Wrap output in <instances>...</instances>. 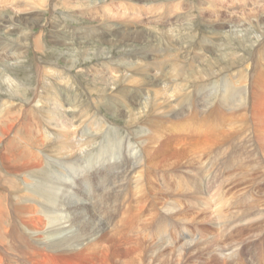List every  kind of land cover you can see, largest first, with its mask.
I'll return each mask as SVG.
<instances>
[{"label": "bare ground", "instance_id": "obj_1", "mask_svg": "<svg viewBox=\"0 0 264 264\" xmlns=\"http://www.w3.org/2000/svg\"><path fill=\"white\" fill-rule=\"evenodd\" d=\"M14 1L16 2L17 0ZM23 2H25V0H23ZM20 3L22 2L20 1L18 4ZM34 4L36 5V3ZM3 8L0 9L3 10ZM205 11L206 10H204V12ZM138 15H141V12L138 13ZM245 15H242L241 16L242 18L239 21H237V27H235L236 29L231 30L229 32L231 34V38L233 42H235V45H237V47L239 46V48L235 47L236 50L240 49V47L242 48V45L244 44L246 39L247 40L250 39L247 33L250 27L254 26L257 27L259 30L262 29V31H260L262 33L264 31V16L261 20L260 19L257 20V18L255 17L256 21H253L254 25L251 26L252 21H248ZM235 19L232 20L235 21ZM244 21H247L246 22L248 25V28L246 27L247 29L243 28L245 24ZM219 28L220 30H223L224 29L223 24H221ZM0 29L2 28L0 27ZM189 30L193 31V29H189ZM27 32L29 33V31ZM186 32H188V34L186 35L184 34L182 36L183 39L181 40L179 38H176L171 31H169L168 33L166 32L167 36H164L163 34L162 35L159 34L160 38H157V34L154 37L152 35L149 36L148 34L145 33H144L145 35H141V34L139 35L137 32H134V35L130 36L132 32H128V31L126 32V30L123 29L116 31V34L119 35L122 39H125L126 42L129 41L130 42L138 41V43L144 41L147 42V46L144 45L145 48L121 53L122 55L119 57V60L118 59L117 60L125 62L127 68L126 67L123 68L126 69L127 73H125L123 77L119 79L117 73L121 72L123 68L120 67L116 69L109 68V72H108L110 73V75H108L109 77H111L112 75H113L112 77H114V79H111V81L115 82L121 80L120 83L121 86H119L118 91L115 90L113 87L108 89L106 88L107 93L105 95L104 94L100 95L101 97L100 101L103 103L102 107H104L106 114L109 113L111 116L118 117V115L123 111L120 110L121 112H118L117 109H125L127 111H129V109H132L129 113L127 112L126 113L128 114L129 121L133 122V124L136 123V125L138 126L136 127V129H134L138 131V132L136 131L137 133L135 132L137 134V140H135L134 142H132V136H131L134 130L128 131V129L126 128L127 133L125 132L126 133L125 136L118 139L116 134L114 133L115 129L113 127H110L111 124L108 123L106 117L103 118V116L101 117L96 113H91L89 110L90 106L87 108V104L86 107L81 106L80 103L82 102V96H83V95L81 96V93L83 92L82 90L83 88H81V86L76 83H71L67 87L63 86L64 87L63 89H66L67 91V95L64 96L66 97L64 101L60 99L61 93L58 91V88L61 86L53 82L55 85V90L49 93L50 96V97L48 96L49 98L44 99L46 96L45 95L46 91H45V92H40V94L43 96L39 94L38 98L32 97L30 101L25 100L24 101L25 103L23 102L24 106H26L27 108L25 111H23L20 108L21 112L25 113V112L35 111L36 114H38V116H42V114H44L43 111L46 103L47 105L51 106V110H52L51 112L53 116L56 117L54 126L58 130V133L56 134L55 131H51V129L48 130V128L45 129L43 128L44 130L42 131V133L38 134V136L35 137L34 139L27 140L25 142L26 144L22 143L24 141L22 142L18 141L16 142V145H14L15 140L11 137V135L14 126L16 125L15 121L17 119H14L13 117L12 118L10 117V119L1 118V116L5 114L8 108L11 107L13 108V104H10L5 101L3 103L2 102L0 103V188L2 189L1 191L4 192V194L2 193L4 196L0 194L2 195V197L0 196V264H22V262L24 264H149V258L153 259L158 256V252L160 250L152 249L155 247L150 246L152 243L151 244L149 243L158 241L156 242L158 244L160 243V240L162 241L163 239L161 238L162 235L160 234L161 226L156 225V228H158L157 231L155 230V227L152 224L154 222V219L160 217L159 213L157 212L159 207L158 200L165 194L164 186L165 185L167 186V183H165L164 182L165 180L163 179H162L163 182L158 178L153 179V174H151L150 170L161 169L165 171V169L167 170V168H169L168 170L171 171L173 169L174 164L181 162L188 155H192V159L193 157L199 158V157L207 156L211 153V148L216 147L220 143L219 138H217L214 134L213 127L210 124H208L209 123L208 119L210 118V115L211 117L213 116L214 111L211 110L208 116L207 115L204 116V113H202V115H200V113L199 114L196 113L197 116L200 115L201 117L199 118V120H197L196 125L194 123H191L189 120L186 121L185 123H182V120L187 116H182V113H180L181 108L184 109L186 106L188 108H191L192 107L190 105L191 99H193V102L194 101L197 102L194 97H196V95L200 92L199 89L202 90L204 87L200 85V83L203 81V78L201 79L200 77L196 80V77H198L197 75L196 77L191 78L190 80L189 79L185 80L186 75L188 77L194 75L192 74V72H190L189 70L190 68L187 66V63L179 61L180 59H178V57L186 59V57L189 58V55L192 54L193 52L196 55V53L199 52L204 47L203 44L210 43L208 36L203 35L200 36L201 39L199 40V42H196L195 44H191L189 41L187 42V40L193 41L195 39L194 38L195 34L191 33V31L188 30H186ZM135 33L137 34L135 35ZM169 34H171V36H168ZM255 39H257V36ZM220 42L224 43V40H222L221 38ZM163 43H165V45ZM120 44L123 45L122 43ZM129 44L131 43H128V46ZM197 46H201L200 48L198 47L199 51H197L198 49ZM222 46L224 47V45ZM252 46H254V44ZM255 46H256L255 50L258 53H260L259 55L261 56L260 51L262 48L261 47L262 44H260V46L258 45ZM3 50L4 49H2V52ZM9 51L11 52V55L5 56V59L11 61L18 60L19 57H21L20 55L26 53V51L23 50H22L23 52L16 50L14 51L12 49ZM241 51L240 53H243ZM136 57H139L140 63L137 62L135 63ZM50 67H52V65H50L49 68ZM10 68L12 69V67ZM40 68H41L40 64L39 65L36 64L35 69L39 72L38 73V75L40 74L39 76H41L42 73L40 72L41 70ZM238 69L239 70L236 72V77L239 84H236L238 83L237 81L232 80L234 78V76H232L233 74H227L226 76L223 75V77L216 76L215 79L217 81H213V80L207 81L208 82L207 87L210 86L212 90H215L221 84L220 87L222 91L220 94V99L218 98L219 100L217 103V108L215 109L217 113L215 112L216 114L214 113L215 114L214 116H216V118L219 120H223L222 122L224 123L227 121L226 122L227 127L230 128L228 132H224L222 134L221 138L223 141L225 139L227 140L228 138L234 139V136L238 132L236 129H234V127H236L237 125H239V128L242 130L244 129L243 126L244 127L249 126L250 119L254 122V124L252 125V129L253 131L255 129L256 132V135H254V137L256 138L254 143L257 144V147L253 145L254 143L252 144L254 147H251L249 151L252 154L251 156L248 157L255 158V159H251L250 161L258 163L257 161H255L256 159L258 158L259 160L264 159V128L260 130L257 128L258 123L259 125L264 124V73L260 70V67H257L255 61L252 62L251 66L250 64H246V66L244 67L240 65L238 66ZM88 72L86 73L88 74ZM44 73H42V76L50 80L52 79L56 80L57 76L62 75V74L59 75L58 72L52 71V69L51 71L46 72L48 74H44ZM194 73H196V71H194ZM212 77L214 78V76ZM5 78L6 77H4V79ZM8 80L9 79L6 78L5 79L6 82L4 83L5 84L7 83L5 86L9 88L11 84L8 85L9 83ZM56 81H58V79ZM177 82L184 84L181 85L178 84ZM47 84L49 85V83ZM20 86L21 85L19 84L17 85V83L15 82V85L13 87L14 89L12 91L14 96L12 95V98L9 99L11 102L14 101L16 97H18L17 95L20 94L21 97V93H19V88H21ZM131 90H133L132 93ZM212 90L203 95V99L205 100L201 99L200 100L201 104L198 103L200 102L198 99L197 104H199V107L202 106L207 108L206 104H208V102L213 99L211 95ZM71 92H74L76 96L74 95L72 96ZM42 99L47 100V102L43 101ZM123 102L126 103L125 107L124 106L122 107L120 105ZM160 104H162V107L160 106ZM162 108L165 110V113L164 114H161L160 112L158 113L159 110H162L164 112ZM196 112L198 111L196 110ZM90 113L91 115L88 117L89 119H91V121H93L92 124L97 126L96 130H98L99 127L105 125L106 132L104 131L105 133L102 136L103 139L101 140L99 138L100 134L95 136H89L87 139H84L83 137L85 136L79 134L80 131H77L79 125L77 126L76 122L75 123L77 127L76 126H74L75 128L73 127L74 120L77 118V116H87ZM59 115L60 116L62 115L64 117L62 119H60L61 117H59L58 119ZM228 116L230 118H228ZM158 118H160V120H157ZM171 120L176 121V123H170ZM214 122L217 121L214 120ZM65 123L67 124V127L69 126L70 128L73 127L75 129L74 132H72V134L74 133L79 135L77 136L78 139L75 137V140H73L66 137L67 133L64 134L63 131L68 129L69 127L68 128L63 127ZM29 124L31 125V123ZM190 124H194L195 126ZM17 126L19 128L21 124L18 123ZM127 127H129L128 124ZM62 128H64V130H62ZM239 128L237 127V129ZM81 129L82 128H80V130ZM246 130L247 129H245L244 131ZM11 139L13 140L11 141ZM163 142L165 144H163L162 146L161 143ZM243 143L245 144V142ZM36 146H38L39 149H37ZM164 146H167L169 148L166 149ZM163 148L165 149L163 150ZM167 152H169L170 155L169 157L166 158ZM164 157H165V161L164 159H162ZM211 163H213V161L211 162L210 159L208 162H206V165L209 166L207 167L206 172H208L209 168L211 167ZM55 164L57 165V167H55ZM161 165L163 168H161ZM233 166L234 165L232 164V167ZM93 168L96 171V175L92 178H87L86 175L88 171L92 170ZM198 169L200 171L198 170V173L196 172L198 175V176L196 175V177H199L200 181L202 180L204 181L205 169L204 168L203 170L202 168H198ZM201 172H203L202 177L199 176ZM99 173L107 174L109 175V178L105 179L104 181H101L100 177L102 175L100 177L97 176V174ZM116 174H119L117 179H115ZM207 178L208 175H206L205 179ZM76 180L77 182H75ZM157 181H159L160 185H152ZM175 184L176 187L178 188L173 187L175 189L171 192L172 194L176 192L178 193L179 191L178 189H180L179 187L180 185L178 183ZM193 184L195 185V183ZM198 185L194 186V191L201 192L202 186L201 184L200 186ZM162 186L163 188H161ZM99 188L101 190V194L99 195L98 199H95L94 195ZM258 198L261 197L259 196ZM149 199H151L152 205L151 206L148 205L149 208L145 212L146 213L145 217L142 218V215H140V213L145 208V204ZM164 200L167 201V198ZM263 202L261 201L260 203ZM171 204L172 203L170 202L166 206L169 207V205ZM86 205L92 206L91 209L93 210L92 212L94 216L93 215L90 216L87 213V210L89 209H87ZM173 205L176 206L175 203ZM210 205L213 206V204ZM174 206H172V208H174ZM204 206L206 205L204 204ZM182 208H184L183 205ZM220 208L221 207L216 208L217 213H220L222 211L220 210ZM245 208H247V206ZM260 209L262 211L264 210V208H259V210ZM165 212L168 214L169 213L172 214V212H176V210H169L167 208L165 209ZM252 212L254 213V211ZM231 213H232L231 215L232 217L234 212L232 211ZM98 217H100L99 218L100 220L104 217L103 223L104 226L105 224L106 226L104 228L103 227L101 228L102 235L93 239V237L97 233L95 228L97 227L96 220H98ZM218 220L220 222H223L224 224L226 218L220 217L218 218ZM157 221L158 220H156V222ZM261 221H259L260 223L259 222L258 223L261 224ZM253 223L255 224V222ZM132 225L135 226L132 227ZM107 227L109 229L108 232L105 233V229H107ZM152 230L154 232L157 231V234L154 235V232ZM229 231L231 230L229 229ZM203 234H205V232ZM228 235L230 236V234ZM232 239L234 238H231L230 240ZM190 240L193 241L195 239H189L184 241L185 244L184 248L186 251L190 249L189 246L192 243V241ZM226 240H228V238ZM109 241L111 243H109ZM197 241L195 240L194 243H196ZM233 242L234 241H232V243ZM224 243L227 244V242ZM229 244L230 243H228V245ZM206 246L207 245H205V247ZM219 247H223V246H219ZM233 247H227L226 249H224L223 255L221 251L220 254L222 255V257H226L232 260L231 254L234 251ZM217 250L219 251L217 246L213 244L211 255L217 257L219 255L218 253H216ZM181 251L180 253L174 254V258L176 260L181 259L182 256ZM167 261L172 262L173 260L161 259L160 257V262L159 263H157L156 261L155 262L157 264H161L162 262L166 263Z\"/></svg>", "mask_w": 264, "mask_h": 264}, {"label": "rangeland", "instance_id": "obj_2", "mask_svg": "<svg viewBox=\"0 0 264 264\" xmlns=\"http://www.w3.org/2000/svg\"><path fill=\"white\" fill-rule=\"evenodd\" d=\"M18 1L19 2L21 1L23 4L22 3L18 4L19 3ZM38 1L39 0H25V2H23V0H17L15 2L14 0H5V1L0 0V8L4 7L3 10L0 9V20H1L0 21V27L2 28V29H0V47H1L0 48V57H1L0 58V103L1 102L3 103L5 101V102H8L10 104H13V108L12 107L8 108V110L5 112L4 115L1 116V118H3V119L9 118L10 119V117L11 118L13 117L14 119H17L15 121L16 125L14 126V129H13V132L11 135V137L15 140L14 145H16V142H18V141H20V142L24 141L22 143L26 144L25 142L27 140L34 139L35 137L38 136V134L42 133V131L45 128H48V130L51 129V131H55L56 134L58 133L57 128L54 126L56 117L53 116V114L51 112L52 111L51 106L47 105V103L44 106V111H43L44 114H42V116H38V114H36L35 111H30V112H25V113L21 112V109L23 111H25L27 108L26 106H24L23 102L25 100L30 101V99L32 97L38 98L40 92L46 91V93H45L46 96L44 99L49 98L50 97L49 93L53 92L55 90L54 83H57L59 86H61L58 88V91L61 93L60 99L63 101L66 99V97H64V96L67 95L66 89H63V88L65 86L67 87L71 83L79 84L81 86V88H83L82 89L83 92L81 93V96L83 95L82 96V102L80 101L81 106L86 107V104H87V108L90 106L89 110L91 113H96L101 117L103 116V118L106 117V119L108 120V123L111 124L110 127H113L115 129L114 133L116 134L118 139L125 136V134L127 133L126 132L127 129H128V131H130V130L133 131L134 129H136V127H138L136 125V123L133 124V122L129 121V119H128L127 113H129L132 109H129V111H127L125 109H117L118 112H121L120 110H122L123 112H121L119 114L120 116L118 115V117L117 116L114 117V116H111L109 113L106 114L104 107H102L103 103L100 101V98H101L100 95H102V94L105 95L107 93L108 88L113 87L115 90L118 91L119 86H121L120 85L121 80L113 82V81H111V79H114V77H112L113 75L111 77L108 76V75H110V73H108L109 68H115L116 69L119 67L120 68L126 67V64L124 61H118L119 57L122 55L121 53L132 51V50L134 51L137 49L139 50V49L145 48V46H147V42H145V41L139 42V43H138V41L126 42L125 39H122L119 35L116 34V31L121 30V29L126 30V32L127 31L132 32V34H130V36L134 35V32H137L139 35L140 34L141 35L148 34L149 36L152 35L154 37L157 34V38H160L159 34H161V35L163 34L164 36H167L166 32L168 33L169 31H171L176 38H179L181 40L183 39L182 36L184 34L185 35L188 34V32H186V30H188V31H191V33L195 34V37H194L195 41L191 40L192 41L191 42L190 40H187V42L189 41L191 44H195L196 42H199V40L201 39L200 36H203V35L208 36L210 43L203 44L204 47L200 51H199V48L201 46H197V48L199 47L197 49V51H199V52H197L196 55L193 52L192 54L189 55V58L186 57V59H185V58L178 57V59H180L179 61L187 63V66L190 68L189 69L190 72H192V74L194 75V76H189V77L186 75L185 80H188V79L190 80L191 78L196 77V75L198 76V77H196V80L200 77H201V79L203 78V81L200 83V85H202L206 89H204V88L202 90L199 89L200 92L196 95V97H194L197 102H198V99H199V101L201 99H203L204 94H206L212 90V88L210 86L207 87V85H208L207 81H209V80L217 81L215 79L216 76L223 77V75L226 76L227 74H233L232 76H234V78L232 80L237 81L236 72L239 70L238 66H240V65H242L244 67V66H246V64H250V66H251L252 62L255 61L257 67H260V70L264 73V68H263L264 67V45H263L264 44V40H263L264 39V35H263L264 31L262 33V32H260V31H262V29L259 30L257 27L253 26L254 25L253 21H256L255 17L257 18V20H259V19L261 20L264 16V0H89V1L88 0L87 1L86 0H83V1L82 0H46V1L40 0L39 3H38ZM84 2H85V4H84ZM34 3H36V5ZM87 4H89V5H87ZM37 5H38V7H37ZM75 6H77V7H75ZM21 9H22V12H21ZM17 10H18V12H17ZM204 10H206V11L204 12ZM13 11L15 12L16 15L14 14ZM79 12H81V13H79ZM140 12H141V15H138V13H140ZM135 13H137V14H135ZM66 14H68V15H66ZM41 15H42V17H41ZM242 15H245V17H247L248 21H252L251 26H253V27L249 28V30H248L249 32L247 31L250 39L249 40L246 39V41H245L246 43L244 42V44L242 45V48L240 47V49L236 50L235 47H237V45H235V42H233V40L231 38V34L229 32L231 30L236 29L235 27H237V21H239L242 18L241 17ZM168 16L169 17L171 16V17L169 18ZM235 18L236 19L239 18V19L236 20ZM232 19H235V21H233ZM244 22H245V24H244L243 28L247 29L248 28V25L246 23L247 21H244ZM221 24H223V28L225 30L224 29L220 30L219 27ZM189 29H193V31L189 30ZM27 31H29V33ZM137 33H135V35ZM168 36H171V34H169ZM256 36H257L258 40L255 39ZM124 37H126V36H124ZM221 38H222V40H224V43L220 42ZM215 40H216V42H215ZM38 41H39V44H38ZM30 42H32V43H30ZM113 42H114V44H113ZM120 43H122L123 45H121ZM128 43H131V44H129V46H128ZM163 44L165 45V43H163ZM253 44H254V46H252ZM260 44H262V46H261L262 48L260 51L261 56L259 55L260 53H258L255 50V48H256L255 45L260 46ZM222 45H224V47ZM39 47H40V49H39ZM237 48H239V46ZM2 49H4L3 52H2ZM11 49L14 51L16 50V51H20V52L26 51V53L20 55L21 57H19V59H18L19 62H18V60H12V61L6 60L5 56L11 55V52L9 51ZM37 50H38V52H37ZM240 51L243 53H240ZM82 52L84 53V55ZM105 53H106V55H105ZM113 54H115V55H113ZM63 57H64V59H63ZM190 58H193V59H190ZM183 59H185V60H183ZM135 60H136L135 63L136 62L140 63L139 57H136ZM261 61H262V63H261ZM36 64H38V65L40 64V66H41L40 72L44 73V71H45L44 74H48L46 72L51 71V69H52V71L58 72L59 75L60 74H62V75L57 76L56 80L58 79V81H56L55 79L54 80L53 79L52 80L47 79L44 76H42V73H41V76H39L40 75V74L38 75L39 72L35 69ZM90 64H91V66H90ZM48 65L49 66L52 65V67L49 68ZM113 65H114V67H113ZM10 67H12V69ZM228 67H230V68H228ZM65 68H66V70H65ZM59 70H60V72H59ZM87 70L91 71V72H88ZM194 71H196V73H194ZM86 72H88V74ZM125 73H127V71L125 68H123L121 70V72L117 73L118 78L121 79V77H123V75ZM95 74H97V75H95ZM9 76H10V78H9ZM212 76H214V78ZM4 77L9 79L8 85L11 84V86H9V88L7 86H5L7 83L6 84L4 83V82H6L5 81L6 78L4 79ZM41 78H42V80H41ZM63 79H65V80H63ZM45 81H46V83H45ZM15 82L17 83V85L18 84L21 85L20 86L21 88H19V93H21V97L19 94V95H17L18 97H16V99L11 102L9 99L12 98V95H13L12 91L14 89L13 87L15 85ZM64 82H66V83H64ZM47 83H49L50 86ZM177 83L181 84V85L184 84V83H179V82H177ZM236 84H239V82ZM218 85H219V83H218ZM220 85L215 90H212L211 95H212L213 99L211 98L212 100L209 101L208 104H206L207 108L202 107V106L199 107V104H201V101L198 102L199 104H197V102H195V101L193 102V99H191V101H190L191 102L190 105L192 106L191 108H188L187 106L184 109L181 108L180 113H182V116H187L186 118H184L182 120V123H185L186 121L189 120L191 123H194L196 125L197 120H199V118H201L200 115H202V113H204V116L205 115L208 116V114L210 113L211 110L214 111V113H215L216 112L215 109L217 108V103H218V100L220 99V94L222 91ZM35 88H36V90H35ZM103 91H104V93H103ZM132 91L133 90H131V93H132ZM71 93H72V96L73 95L76 96L74 92H71ZM41 96H43V95H41ZM203 100H205V99H203ZM43 101L47 102V100H43ZM120 105L122 107L123 106L125 107L126 103L123 102ZM160 106L162 107V104H160ZM92 108H93V110H92ZM213 108H214V110H213ZM196 110L198 112H196ZM63 111H65V110H63ZM159 112L161 114H164L165 110H164V112L162 110H159L158 113ZM223 112H224V110H223ZM91 113L87 116H77V118L74 120L73 127L76 126V123H77V126L79 125V128H78L79 130L77 129V131H80L79 134L85 136V137H83L84 139H87L89 136H95V135L100 134L99 138L101 140V139H103L102 136L106 132L105 125L102 127H99L98 130H96L97 126L93 125L92 124L93 121H91V119H89V117H88L91 115ZM196 113H198V114L200 113V115H198L199 117L197 116ZM214 113H213L212 117L210 115V118L208 119V121H209L208 124H210L213 127L214 134L217 138H219L220 143L216 147L211 148V153H210L211 155L210 154L207 155L208 157L207 156L199 157V158L193 157V159H192V155H188L187 157H185L181 161L182 163L179 162L177 164H174L173 169L171 171L168 170L169 168H167V170L165 169V171H163L161 169H159V170L158 169H154V170L149 169L151 174H153V179L158 178L162 182H163V180H165L164 182L167 183V186L166 185H165L166 187L164 186L165 194L162 196L163 198L161 197L158 200V203H159L158 206L159 207H158L157 212L159 213L160 217L154 219V222L152 224L155 227V230L158 229V228H156V225L161 226V233L160 234L162 235L161 238H163V239H162V241L160 240V243H158V244L156 243L158 241L149 243V244L152 243L150 246L155 247L152 249H154V250L159 249L160 250L158 252V256L156 258H153V259L149 258V264L159 263L160 257H161V259L173 260L172 261L173 263L167 261L166 263L162 262L161 264H169V263L170 264H191V263L192 264H195V263L196 264H214V263L215 264H227V263L228 264H245L243 262L242 258H244V260L247 259L249 264H264V230H263L264 229V224H263L264 223V220H263L264 219V217H263L264 216V210L263 211L261 209L259 210V208H264V206H263L264 205V202H263L264 201V196H263L264 195V179H263L264 178L263 177L264 176V167H263L264 159L259 160V158H258L255 160L258 163H255V162L250 161L251 159H255V158L248 157V156H251V154H252L251 152H249L250 148L254 147V146L257 147V144L254 143L256 140V138L254 137V135H256V132H255V129H254V131L252 129V125L254 124V122L250 119L249 126L248 127L243 126L244 129H242V130L239 128V125H237L236 127H234V129H236L238 131V132L236 131L237 133L234 136V139L228 138L227 139L228 141L226 139L223 141L221 138L222 134L224 132H228V130L230 128L227 127V123H226L227 121L224 123V122H222L223 120L217 119L216 116H214L217 112L215 114ZM23 117H25V118H23ZM59 117H61L60 119H62L64 116L59 115L58 119H59ZM228 118H230V117L228 116ZM84 119H86V120H84ZM157 120H160V118H158ZM214 120L217 122H214ZM139 121H141V120H139ZM48 122H50V123H48ZM18 123L21 124V126L19 128L17 126ZM29 123H31V125ZM114 123H115V125H114ZM170 123H176V121L171 120ZM179 123H181V122H179ZM127 124L129 125V127H127ZM194 124H190V125H194ZM130 126H132L133 128ZM260 126H261V128H260ZM63 127L68 128L69 126L67 127V124L65 123V125ZM73 127L72 128L69 127L66 130H64V128H62V130H64L63 131L64 134L67 133L66 137L75 140V137L78 139L77 136H79V135L74 134V133L72 134V132H74V130H75L74 129L75 127L74 128ZM237 127L239 129H237ZM80 128H82L81 129L82 131L80 130ZM257 128L259 130L264 128V124L259 125V123H258ZM54 129H56V130H54ZM72 129H73V131H72ZM245 129H247V130L244 131ZM136 131L137 130H134V132H132V135H131L132 136V142L137 140V134L136 133L138 131L137 132ZM133 135H135V136H133ZM13 139H11V141ZM243 139H245V140H243ZM243 142H245L246 145ZM161 144L163 146V144H165V143L163 142ZM132 146H134V145H132ZM227 146H230V147H227ZM24 147H25V145H24ZM36 147H37V149H39L38 146H36ZM164 147L166 149L169 148L167 146H164ZM165 148H163V150ZM226 149H227V151H226ZM228 150H229V152H228ZM258 150H259V148H258ZM220 152H221V155H220ZM169 155H170V153L167 152L166 158L169 157ZM225 155H227L228 157ZM214 156H215V158H214ZM211 157H212V159H211ZM208 158L210 159L211 162L213 161V163H211L212 168L210 167L208 172H206L207 167H209L206 165V162L209 161ZM162 159H164V161H165V157ZM214 159H216V160H214ZM219 159H221V160H219ZM224 160H225V162H224ZM239 160H241V161H239ZM196 161H198L199 163ZM232 164L234 165L233 167H232ZM55 167H57L56 164H55ZM161 168H163L162 165H161ZM190 168H191V170H190ZM198 168H202V170H203V168L205 169L204 181L203 180L200 181L199 177H196L198 170H199ZM193 173H195V174H193ZM95 175H96V171L93 168L92 170L88 171L86 177L92 178ZM118 175L119 174L115 175V179H117ZM206 175H208L207 179H205ZM97 176L98 177L101 176L100 177L101 181H104L105 179L109 178V175L103 174V173H101V174L99 173V174H97ZM199 176L202 177L203 172H201ZM185 179H186V181H185ZM249 180H251V181H249ZM254 180H256V181H254ZM257 180H258V182H257ZM75 182H77V180ZM175 183H178L180 185L179 186L180 189H178L179 190L178 193L176 192L177 195H176V193H174V194L171 193L175 188H178V187H176ZM193 183H195V185ZM199 183L202 186L201 192L200 191L196 192V191H194V186H197ZM200 184L198 186H200ZM245 184H247V185H245ZM152 185H160V184H159V181H157V182L153 183ZM224 185H226V186H224ZM173 187H175V188H173ZM161 188H163V186ZM1 190L2 189L0 188V194H2V193L4 194V192ZM205 192H206V194H205ZM259 193H262V194H259ZM100 194H101V190L99 188L94 195L95 199H98ZM2 195H0V196L2 197ZM259 196L261 198H258ZM166 198H167V201H170L172 203L171 205H169V207L166 206L168 203H170V202H167L166 200H164ZM220 200H221V203H220ZM159 201L161 202V205H160ZM216 201H217V203H216ZM261 201L263 203H260ZM174 203L176 206L173 205ZM204 204L206 206H204ZM210 204H213V206H211ZM148 205L149 206L152 205L151 199H149L147 201V203L145 204V208L140 213V215H142V218L145 217V214H146L145 212L149 208ZM182 205L184 208H182ZM172 206H174V208H172ZM246 206H247V208H245ZM86 207H87V209L90 210V211L87 210V213L90 216L93 215V212H92L93 210L91 209L92 206L86 205ZM180 207H181V210H180ZM219 207H221L220 210H222V211L220 213H217L216 208H219ZM229 207H230V209H229ZM156 208H157V206H156ZM167 208L169 210H176V212H172V214L171 213L168 214L165 212V209H167ZM159 209L162 211V214H161V211ZM186 209H188V210H186ZM234 210H236V211H234ZM232 211L235 214L233 213V216L231 217ZM252 211H254V213ZM195 212H196V214H195ZM239 212H240V214H239ZM201 213H203V214H201ZM247 214H249V215H247ZM258 215H260V216H258ZM203 216H204V218H203ZM201 217L203 220L201 219ZM220 217H225L226 218L225 221L228 223V225L225 221H224V224H223V222H220L218 220V218H220ZM99 218L100 217H98V220H96V222H97L96 226L97 227L95 228V230L98 234L96 233V235L93 237V239L102 235L101 228L102 227L104 228L106 226V224L104 226V223H103L104 217L101 220ZM205 218L207 219V221ZM231 218H233V219H231ZM254 218H256V219H254ZM258 218H260V219H258ZM243 219H245V220H243ZM156 220H158V221L156 222ZM235 220L236 221L239 220V221L236 222ZM253 220H256V221H253ZM257 220H259V221L262 220L261 224H263V225L259 224L260 222ZM253 222H255V224ZM237 225H238V227H237ZM251 225H253V226H251ZM133 226H135V225H132V227ZM226 226H227V228H226ZM254 227H255V229H254ZM108 229H109L108 227H107V229H105V233L108 232ZM229 229L231 231H229ZM99 230L101 233L99 232ZM235 230H236V232H235ZM157 231H155V232L153 231L154 235L157 234ZM256 231H258V232H256ZM204 232L206 235L203 234ZM228 234H230V236ZM204 235H205V237H204ZM205 238L206 239L208 238V239L206 240ZM225 238L226 239L228 238V240H226ZM231 238H234L235 240L234 239L230 240ZM189 239H195L196 241L197 240L198 241L196 243H194L195 240H193V241L190 240V241H192V243L189 246L191 250L189 249L188 251H186L184 248L185 247L184 241L189 240ZM163 240H165V241H163ZM232 241H234V242L232 243ZM224 242H227V244ZM109 243H111V242L109 241ZM154 243H155V245H154ZM186 243H187V241H186ZM228 243H230V244L228 245ZM211 244L212 245L214 244L219 249V251L218 250L216 251V253L219 254L217 257H214V255H211V252H212V245ZM205 245H207V246L205 247ZM219 246H223V247H219ZM227 247H233V250H234L233 253L235 252V249L237 250L238 256H237V259L234 263L231 262V259H228L226 257H222L224 249H226ZM180 251L182 253L181 259L176 260L174 258V254L180 253ZM221 251H222V255L220 254ZM192 253H195V254H192ZM241 253H242V258H241ZM169 254L172 256H170ZM247 256L249 257V260H248ZM22 264H24V263L22 262Z\"/></svg>", "mask_w": 264, "mask_h": 264}]
</instances>
